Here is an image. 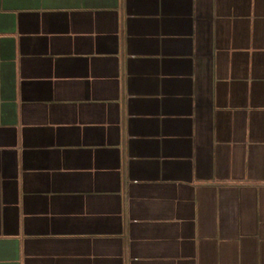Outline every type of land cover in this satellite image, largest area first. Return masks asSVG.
<instances>
[{"label": "crops", "instance_id": "obj_1", "mask_svg": "<svg viewBox=\"0 0 264 264\" xmlns=\"http://www.w3.org/2000/svg\"><path fill=\"white\" fill-rule=\"evenodd\" d=\"M0 264H264V0H0Z\"/></svg>", "mask_w": 264, "mask_h": 264}]
</instances>
